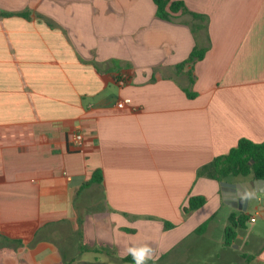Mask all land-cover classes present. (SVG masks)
<instances>
[{"label":"crops","instance_id":"obj_1","mask_svg":"<svg viewBox=\"0 0 264 264\" xmlns=\"http://www.w3.org/2000/svg\"><path fill=\"white\" fill-rule=\"evenodd\" d=\"M180 1L0 0V264H264L252 177L197 176L264 141V0Z\"/></svg>","mask_w":264,"mask_h":264},{"label":"trees","instance_id":"obj_2","mask_svg":"<svg viewBox=\"0 0 264 264\" xmlns=\"http://www.w3.org/2000/svg\"><path fill=\"white\" fill-rule=\"evenodd\" d=\"M155 5L156 15L168 20L178 12L186 11L182 1L170 0H152ZM22 15H25L24 13ZM193 17H198L192 13ZM203 49L193 48L188 58L178 65L180 68L188 63H193L200 59L203 54ZM98 171L94 172L91 179L84 185L92 182H100L101 175ZM251 176L252 179H264V141L254 143L246 138H240L236 145L229 149L226 154L213 157L208 163L202 165L197 169V176H206L216 181H221L230 176ZM205 203V198L202 196H189L186 206L182 209L184 213H189ZM244 216L236 217L230 215L228 218V225L224 229V245L231 244L235 237V227L242 225ZM170 224H167L169 227ZM205 226L203 223L198 229ZM125 260H132L131 256L125 257ZM133 261V260H132Z\"/></svg>","mask_w":264,"mask_h":264},{"label":"water","instance_id":"obj_3","mask_svg":"<svg viewBox=\"0 0 264 264\" xmlns=\"http://www.w3.org/2000/svg\"><path fill=\"white\" fill-rule=\"evenodd\" d=\"M242 184L249 185L251 187L250 188L251 191H249V193H246L244 195H239L235 191L237 188L235 184V187L233 188L234 189L233 198L235 200H237L239 203H242L243 205H246L249 199H256L258 196H261L259 197L260 201H264V179H252Z\"/></svg>","mask_w":264,"mask_h":264},{"label":"clouds","instance_id":"obj_4","mask_svg":"<svg viewBox=\"0 0 264 264\" xmlns=\"http://www.w3.org/2000/svg\"><path fill=\"white\" fill-rule=\"evenodd\" d=\"M127 254L132 257L134 264H148L156 258L155 250L147 243L127 248Z\"/></svg>","mask_w":264,"mask_h":264},{"label":"built area","instance_id":"obj_5","mask_svg":"<svg viewBox=\"0 0 264 264\" xmlns=\"http://www.w3.org/2000/svg\"><path fill=\"white\" fill-rule=\"evenodd\" d=\"M119 83H120V84H123L124 81L121 79V80H119ZM123 104H124L123 102H120V103L117 104V107L121 108V107H123ZM70 141H71V144H72L75 148H80L81 145H82V135L76 133V134L72 135ZM251 221H254V219L251 218Z\"/></svg>","mask_w":264,"mask_h":264},{"label":"rangeland","instance_id":"obj_6","mask_svg":"<svg viewBox=\"0 0 264 264\" xmlns=\"http://www.w3.org/2000/svg\"><path fill=\"white\" fill-rule=\"evenodd\" d=\"M153 264H156V263H153Z\"/></svg>","mask_w":264,"mask_h":264}]
</instances>
